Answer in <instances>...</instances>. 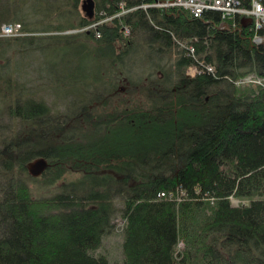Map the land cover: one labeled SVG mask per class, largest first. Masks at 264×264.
Listing matches in <instances>:
<instances>
[{
	"label": "trees",
	"instance_id": "trees-1",
	"mask_svg": "<svg viewBox=\"0 0 264 264\" xmlns=\"http://www.w3.org/2000/svg\"><path fill=\"white\" fill-rule=\"evenodd\" d=\"M154 1L92 0L88 17L52 26L53 41L40 42L60 52L49 73L24 64L43 50L31 40L20 44L22 63L0 62V264H264V84H235L264 77V44L240 20L218 29L216 10L141 8ZM137 52L162 76L130 81L128 92L135 86L146 101L108 111L90 93L103 82L100 67ZM83 53L94 71L74 63ZM45 84L63 91L66 111L34 96ZM70 162L81 176L67 180ZM31 181L54 189L36 197ZM116 214L120 262L95 253Z\"/></svg>",
	"mask_w": 264,
	"mask_h": 264
},
{
	"label": "rangeland",
	"instance_id": "rangeland-1",
	"mask_svg": "<svg viewBox=\"0 0 264 264\" xmlns=\"http://www.w3.org/2000/svg\"><path fill=\"white\" fill-rule=\"evenodd\" d=\"M5 1V2H4ZM18 0H3L0 4V7L7 8L6 12L2 13L3 10L0 12V40L1 42H10L11 45L8 46L3 45L0 50V62H2L4 59H10L11 57L17 58V60H20L19 62L22 63V59L20 58V47L22 42L26 41H34L35 44H40V42L43 41L44 44L49 46L48 43L52 42L54 37H50V35H54L51 33V27L55 25H66L68 23L78 22L80 20V17L86 16L89 13L86 12V10L83 9V1L79 0L77 2V6L74 7L72 4L73 0H20L23 3L16 4ZM50 2V3H49ZM123 4V3H121ZM31 6H35L36 10L33 11ZM87 8V7H86ZM122 8V7H121ZM15 17H14V12ZM120 14L126 12L127 10H120ZM17 16V17H16ZM7 17V18H6ZM12 18H18L20 20H11ZM7 22V23H6ZM13 23L15 25L9 24ZM19 24L20 26L16 25ZM91 26V24L89 25ZM24 27V28H23ZM242 27V26H241ZM12 28V29H10ZM23 28V29H22ZM239 28V27H238ZM75 30H69L66 33H74ZM127 33V32H126ZM47 42V43H45ZM43 50L38 53L33 52L29 58L27 56H24V64L27 65L29 69L33 67V69L38 70L41 69L45 73H49L50 69L52 68V64H54V61L56 58H52L51 55L59 54L57 50L55 52L51 53V50L44 48ZM182 46V45H181ZM184 46V45H183ZM141 45L140 43H136L132 46V50L139 51ZM189 52H191L190 47ZM0 48V49H1ZM61 50L68 51L71 53H78L81 54V51L74 50V49H68L65 47H61ZM61 51V53H62ZM135 53V52H134ZM133 53L132 58H127L122 62L120 65L115 64L112 67L109 66H103L100 67V73L102 74L103 82H100V84H96L93 87H97V92H90L91 94H101L100 100L102 98L106 99L108 102L107 110H113L114 107L118 106V109L123 108H131L135 105H141L142 102L146 101V97L144 94L141 93L140 90H133V87L130 85L131 92H128L126 87L128 86V83L130 81L136 82H146L147 78L157 79L161 78L162 71L154 69L152 67V64L148 63V61H143L139 58V53L136 54ZM48 55V57H47ZM57 56V55H56ZM85 54L83 53V57L77 61H75V64H82L86 67H88L90 70L94 71L95 67L91 63L90 60L87 59V57H84ZM52 59V60H51ZM33 64V66H31ZM31 66V67H29ZM107 67V68H106ZM165 71L168 72L170 70L169 66H165ZM169 67V68H168ZM211 68V67H210ZM198 71L197 67H190L187 72L193 73L194 71ZM78 71L77 69L75 70ZM161 72V73H160ZM28 76V75H27ZM39 76H41L39 74ZM261 78V79H259ZM30 79L40 80V77L37 78V76H33ZM43 80V79H42ZM25 81V80H24ZM236 81L239 82L237 86H247V85H259L262 86L264 84V77H257L255 74H246L240 78H238ZM31 82V80H29ZM112 82V83H111ZM31 86L35 83H29ZM112 85L117 86L118 90L116 92H112L110 94H107L106 92L108 89L112 87ZM35 86V85H34ZM80 87L78 85L73 86L72 91L75 92V94H78L80 92ZM56 90V91H55ZM127 91V92H126ZM37 94H34V96H39L40 98H43L48 104H50L55 110L57 111H66L68 108V100L67 98H63L62 94L63 91L60 88H53L51 89L49 86L40 85L36 87ZM78 98V97H74ZM98 100V99H97ZM95 100V101H97ZM79 102V99L76 100ZM104 102V101H103ZM97 105V104H94ZM0 105V111L1 110ZM0 112V122L6 121V116L1 114ZM91 129H89L90 131ZM42 163V164H41ZM44 160L43 158L36 159L35 162L30 164L31 171L34 170L33 174L37 175L41 172V170L44 167ZM36 164H41L40 167L37 169ZM69 171L67 170V173L64 175V179H74L81 176V172L79 167L75 165L74 162L68 163ZM37 169V170H36ZM29 186L31 188V191L34 196H42V195H49L52 193V190L54 188L49 187H43L36 181H31L29 183ZM231 204L234 206L237 205H243L246 206L249 201L243 200V199H236V198H230ZM119 205V204H118ZM117 205V206H118ZM113 227L112 229L105 235L101 247L96 250L95 253H104L107 255V257L116 262H120L122 259V250H121V242H122V226H123V220L119 216V214H116L112 221Z\"/></svg>",
	"mask_w": 264,
	"mask_h": 264
},
{
	"label": "built area",
	"instance_id": "built-area-1",
	"mask_svg": "<svg viewBox=\"0 0 264 264\" xmlns=\"http://www.w3.org/2000/svg\"><path fill=\"white\" fill-rule=\"evenodd\" d=\"M170 4L174 6L182 5V7L187 8L195 16L199 17L205 10H216L221 13L223 18L222 24L225 22L232 23L228 21L230 12L236 7H243L246 10L247 15L253 16L257 15V22L255 24L256 29L264 28V0H168ZM208 3V5L206 4ZM224 2L222 6L219 7L218 3ZM154 3L159 5H166L168 3L161 4L159 1ZM248 3L247 5H245ZM230 6V7H229ZM142 7H146L143 5ZM235 24V23H234ZM12 29V28H10ZM210 69V68H209Z\"/></svg>",
	"mask_w": 264,
	"mask_h": 264
},
{
	"label": "bare ground",
	"instance_id": "bare-ground-1",
	"mask_svg": "<svg viewBox=\"0 0 264 264\" xmlns=\"http://www.w3.org/2000/svg\"><path fill=\"white\" fill-rule=\"evenodd\" d=\"M157 1L161 2V4H164V3H168V4L159 5V4H156V3H150V4L146 5L145 8L155 7V8H165V9H167V8H170V7H174V4H170V1H168V0H157ZM223 3L224 2H219L218 3L219 7L222 6ZM206 4L208 5L207 2H206ZM178 6L182 7V5H178ZM141 8H144V7H141ZM229 17L232 19V23H229V22H225L224 24L220 23L219 26H218V29L226 30V29L229 28L230 24L232 25L233 28H238V25H236L234 23H236L237 21L240 20V22L243 24V26H242L243 28L248 27V28L252 29V32H253L252 42H253V44H255V45L264 44V28L256 29V27H255V24H258L257 15L256 14H254L253 16L247 15L245 8L236 7L235 9H232V11L229 14ZM221 22H223V20ZM16 25L20 26L19 24H16ZM208 67H207V69H208ZM235 84L238 85L239 82L236 81Z\"/></svg>",
	"mask_w": 264,
	"mask_h": 264
},
{
	"label": "water",
	"instance_id": "water-1",
	"mask_svg": "<svg viewBox=\"0 0 264 264\" xmlns=\"http://www.w3.org/2000/svg\"><path fill=\"white\" fill-rule=\"evenodd\" d=\"M92 5H93L92 0H84L83 1V9L86 10L87 13H91V11H92ZM41 164H36V168L38 169Z\"/></svg>",
	"mask_w": 264,
	"mask_h": 264
}]
</instances>
